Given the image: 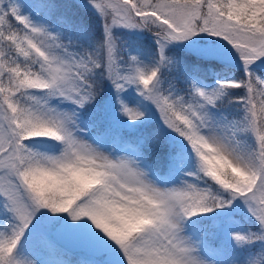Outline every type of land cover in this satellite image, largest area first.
I'll list each match as a JSON object with an SVG mask.
<instances>
[{
    "label": "rangeland",
    "instance_id": "374dc122",
    "mask_svg": "<svg viewBox=\"0 0 264 264\" xmlns=\"http://www.w3.org/2000/svg\"><path fill=\"white\" fill-rule=\"evenodd\" d=\"M228 2L108 1L111 18L99 16L112 24L106 52L112 133L99 137L82 117L87 94L81 77L82 40H75L71 31L46 25L22 0H14L21 22L18 44L23 75L20 81L14 79L16 87L11 85L6 101L14 97L29 120L57 138L53 144L27 140L15 126L16 114H11L6 127L8 114L0 111V264H69L64 250L76 255L77 264H109V260L118 264L95 247L102 237L93 235L95 230L124 237L134 232L135 254L122 264H264L262 138L256 128L257 92L247 71L264 70V0H251L252 11L261 17L251 22ZM81 3L92 6L91 0ZM130 4L158 29L159 38L144 37L136 16L127 10ZM138 23L143 25L142 20ZM174 46L243 67L242 81L232 76L226 80L217 72L210 80L201 68L190 74L184 88L169 87L167 74L176 78L184 76L185 70L171 53ZM254 77L264 84V77ZM235 91L242 93L238 116L226 103ZM149 121L161 127L162 134L157 136V130L149 128L140 139L142 154L122 140L121 132ZM183 125L185 137H181ZM188 137L192 144L187 150ZM175 144L185 148L188 156H175L178 174L165 181L149 162L154 161V150ZM22 157L31 159L37 174L52 182L50 191L43 189L37 195L21 166ZM227 170L239 181L232 183ZM197 174L216 177L221 188L212 193ZM73 180L95 188L64 209ZM84 190L89 189L83 186L80 191ZM211 195L217 202L210 200ZM62 212L63 222L81 214L84 226L79 224L72 233L45 223ZM235 212L256 229L241 227ZM195 215L220 221L217 244H211L194 225ZM88 231L92 238L88 239ZM253 234L254 250H245ZM131 249L128 246L127 255Z\"/></svg>",
    "mask_w": 264,
    "mask_h": 264
},
{
    "label": "trees",
    "instance_id": "16d2710c",
    "mask_svg": "<svg viewBox=\"0 0 264 264\" xmlns=\"http://www.w3.org/2000/svg\"><path fill=\"white\" fill-rule=\"evenodd\" d=\"M108 1L109 0H98L97 3L94 4L95 0H91L92 6L91 8H87L86 6L84 7L82 5L81 0H22V2L26 4L30 10L35 12L46 25L50 27H56V29H59L63 32L71 31L75 40H82L80 43L85 48L80 54L82 55L84 63L81 77L84 81V86L87 89V94L82 106V117L91 126V133L99 137L104 135L108 136L112 133L110 130L111 104L108 94V86L110 82V62H107L106 55L108 46L110 44V38L112 37L109 35L112 24L109 25L107 21H104L99 16V14H101L106 19L111 18L110 16L113 8L110 6ZM179 1L186 2L190 0ZM228 1V4H226L227 6L239 9L245 18H249L248 20L250 22L261 19V17H258L256 11H252V6H250L251 0ZM127 8L129 14L133 18L134 15L136 16L134 19H136L139 27L143 29L142 31L145 38L157 39L160 37L158 29H154L151 25H149L144 17L139 15V12L134 8V5L130 4V6H127ZM138 20H142L143 25L139 24ZM20 25L21 22L14 12V0H4L1 4L0 10V111L7 112L8 114L5 124L6 127H8L11 123V114H16L14 122L15 126L19 128V135H24L27 140L53 144L56 142V138L49 131L38 127L34 121L29 120L24 114L21 104H19V102H17L14 97H12L11 100L6 101L10 94L9 88L11 85L15 86L14 79L21 78L23 75L21 63L22 55L20 46L18 44ZM78 38H80V40ZM152 51L156 60V51ZM171 53L175 59H177V61L184 65L185 68L183 71L184 76L180 74V77L177 76L174 78L173 73L167 74L169 77L167 79V85L171 88H184L187 84V80H189L188 77L195 71V69L204 68L206 71V76L210 80L213 79V74L217 72L218 76L225 77L226 80L229 76H232L233 78L242 81V75L246 71V69L243 67L230 65L227 62L216 59L204 60L202 58L196 57L180 46H174V48L171 50ZM247 71L250 73L252 87L257 92L255 104L257 124L256 128L262 138L261 166L264 169V84L263 82L253 79V77H256L257 75L264 77V70L254 68L247 69ZM11 80L12 82H10ZM18 80L20 81V79ZM240 83L241 82L236 84L237 87H239V90L242 88ZM227 93L229 92L227 91ZM241 102L242 93H240V91H235L226 100V103L231 104L229 110L232 109L234 111V116L239 115L240 110L238 109V106L241 104ZM149 128L156 129L157 136L162 134V128L156 125L154 121H149L139 129L125 130L124 132H121V138L123 141L131 143V145H133L135 149H138L142 154H145L142 152L140 139L143 137L145 132L149 130ZM184 129L185 126L183 125L181 137H185L187 134ZM189 144H192L190 137H188L186 141L187 150L189 149ZM183 149L185 151L182 150V146L175 144V146H171L167 150L164 149L160 150L159 152L154 150V152H156L155 156L153 157L154 161L149 163L152 169L158 173L161 179L168 181V177L177 176L178 172L175 170L174 158L178 155H182L181 157H183V155L188 156V151L185 148ZM21 159V166L25 170L29 180L33 182V186L36 187L35 192L37 195L40 196L43 193V189L50 191L53 186L52 182L37 174L31 159L28 160L25 157H22ZM145 159L148 160L147 158ZM218 172L221 175L224 174L222 171ZM226 173L228 174L232 183H234V180H238L237 175L232 173L231 170H227ZM197 176L200 180H203L205 186L208 189L210 188L212 190V193L221 188L216 183V177L205 175L199 176V174H197ZM83 186H87L89 190H84L81 192L80 189ZM93 188L94 187L89 185H81L73 180L71 189L69 191L68 206H66L64 209H69L70 205H72L74 202L78 203L86 198L88 193L93 191ZM79 191L80 193H78ZM209 198L210 200L212 199L217 202L214 196L211 195ZM202 211L203 209L200 210V214H203ZM63 213L64 212L59 213L61 215L57 216H50L45 221V223H47L48 226L54 225L68 228L72 233L78 231V225H82L83 216L81 214L77 216V214L74 213L77 216L76 220H66L63 222L61 220L66 216ZM234 216L239 221L241 227L251 230L256 229L257 226L245 218L243 214L235 212ZM192 218L194 225L200 229L206 239L212 244H217L222 235V226L220 221H212L210 217L205 218V216L201 215H195ZM57 223L58 225H56ZM69 224L71 225L69 226ZM82 226H84V224ZM96 228L99 230L98 227ZM89 235L90 236H88V239L89 237L92 238L93 235L102 236L100 240L97 239L95 241V247L97 246L99 251L114 259L118 264H122L125 261L127 262L128 259H130L135 254L134 249H131L134 232L133 234L124 237L114 233L113 231H109L105 234L99 233L95 230L93 235L91 232ZM254 239L255 235L253 234L250 238H248V240H246L244 245L245 250H254L253 244H251ZM128 246L132 252L129 254L131 256L127 255V252H129L127 251ZM61 248L56 249L58 254H60L62 251ZM64 252L67 256L69 264H77V260H73V257L76 256L73 252L68 250H64ZM109 262V264H111L112 261L109 260ZM128 264L130 263L128 262Z\"/></svg>",
    "mask_w": 264,
    "mask_h": 264
}]
</instances>
